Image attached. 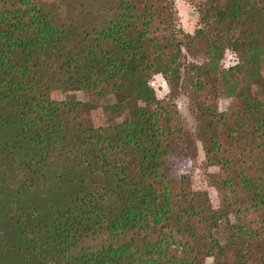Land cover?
<instances>
[{
    "label": "trees",
    "instance_id": "trees-1",
    "mask_svg": "<svg viewBox=\"0 0 264 264\" xmlns=\"http://www.w3.org/2000/svg\"><path fill=\"white\" fill-rule=\"evenodd\" d=\"M197 13L190 34L173 0H0V264H264V0ZM53 91L128 116L96 127ZM221 93L230 109L200 108ZM175 95L218 168V211L180 165Z\"/></svg>",
    "mask_w": 264,
    "mask_h": 264
},
{
    "label": "rangeland",
    "instance_id": "rangeland-1",
    "mask_svg": "<svg viewBox=\"0 0 264 264\" xmlns=\"http://www.w3.org/2000/svg\"><path fill=\"white\" fill-rule=\"evenodd\" d=\"M177 12V25L184 33L192 34L194 30L199 27V18L197 13V6L208 0H173ZM190 61H199L196 57L188 56ZM264 76V66L262 68ZM154 83L151 87L158 99H164L169 95V88L161 75H155L149 81ZM51 98L54 100H70L74 99L84 104L90 105L86 107L85 119L93 126H103L109 121L122 120L128 116V112L124 111L121 114L111 112L104 109L106 106L115 103L112 96L103 98L87 96L82 91L74 92H59L53 91ZM174 101L177 109L182 117L185 130L186 140L190 148V157L180 160L182 170L190 176L191 188L196 198H206L209 200L211 207L214 211L220 208V197L216 189L209 183V175L215 174L218 171L217 167L208 166L204 159V153L201 144L195 138V120L193 117L192 109L188 100L183 95H175ZM235 103L233 98H227L221 93L217 99L206 98L200 101V108L203 110L217 109L220 112L226 111L231 108ZM212 259L207 258L205 264H211Z\"/></svg>",
    "mask_w": 264,
    "mask_h": 264
},
{
    "label": "built area",
    "instance_id": "built-area-1",
    "mask_svg": "<svg viewBox=\"0 0 264 264\" xmlns=\"http://www.w3.org/2000/svg\"><path fill=\"white\" fill-rule=\"evenodd\" d=\"M223 67L229 68L233 67L236 64H238V57L234 52H227L224 56V59L222 61ZM154 83H150V86L152 87Z\"/></svg>",
    "mask_w": 264,
    "mask_h": 264
}]
</instances>
